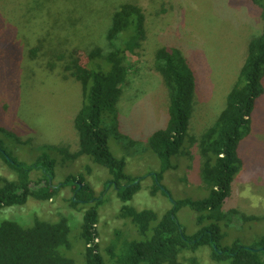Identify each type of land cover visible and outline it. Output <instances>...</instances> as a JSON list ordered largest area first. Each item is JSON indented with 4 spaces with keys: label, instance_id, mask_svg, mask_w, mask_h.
Wrapping results in <instances>:
<instances>
[{
    "label": "rangeland",
    "instance_id": "374dc122",
    "mask_svg": "<svg viewBox=\"0 0 264 264\" xmlns=\"http://www.w3.org/2000/svg\"><path fill=\"white\" fill-rule=\"evenodd\" d=\"M36 1L41 9H29L30 0H0V127L11 133L0 132V140L8 154L28 163L48 155L53 162L54 184L68 175H82L96 196L105 189V182L111 178L106 167L86 155L64 161L59 153L43 147H66L70 152L78 149L73 121L82 103L80 83L64 78L60 64L52 71L45 64L49 50H57L58 45L74 49L80 64L86 63L93 46L110 49L105 28L111 13L120 3L130 1L143 9L146 38L135 50L136 55L128 59L129 73L117 103L118 120L110 122L101 117V124L108 126L105 136L110 154L122 159L124 174L140 183L125 204L138 210L152 209L161 216L174 202L206 197L209 188L202 177L204 157L197 142L186 145L188 154L170 157L174 167L164 170L159 182L157 176L153 178L161 165L148 141L154 131L166 125L169 104L168 90L155 69V51L161 46L178 47L194 70L196 87L188 132L199 137L225 106L226 95L247 55L248 42L260 32L259 8L251 0ZM40 39L42 47L32 60L29 49ZM251 120V131L238 149L243 165L233 179L230 195L218 208L223 215L218 220L216 216L205 218L199 224L194 209L179 205L175 215L185 238L200 226L212 228L220 249L234 243L252 247L264 237V95L257 100ZM0 175L15 177L1 161ZM30 177L35 180L40 173L33 171ZM154 179L167 195L152 193ZM74 189L68 185L49 200L29 198L24 205L5 207L0 210V220L8 218L27 225L34 217L50 221L66 217L71 247L63 252L82 263L84 207L67 201ZM103 197L97 223L99 252L105 264H122L119 260L126 240L137 233L129 219L119 217L123 202L114 189L109 188ZM117 230L121 231L116 237ZM110 246L113 251H106ZM179 261L228 264L212 259L208 245L183 251Z\"/></svg>",
    "mask_w": 264,
    "mask_h": 264
},
{
    "label": "trees",
    "instance_id": "16d2710c",
    "mask_svg": "<svg viewBox=\"0 0 264 264\" xmlns=\"http://www.w3.org/2000/svg\"><path fill=\"white\" fill-rule=\"evenodd\" d=\"M251 1L260 11V32L248 42L247 55L226 95L225 106L199 137L188 132L196 87L194 70L178 47L161 46L155 51V69L161 74L168 90L169 104L166 125L154 131L148 141L161 165L160 172L153 178L157 176L159 182L163 171L174 167L170 157L188 154L186 145L197 142L204 157L203 181L209 188L206 197L174 202L161 216L152 209L138 210L125 204L139 190L140 183L124 174L125 163L122 159L110 154L105 136L108 126L101 124L102 116L110 122L118 120L117 103L129 73L128 59L136 55L135 50L146 38L143 9L134 2L120 3L111 13L105 28L110 49L105 51L100 46H93L87 52L85 64L77 62L74 49L58 45L57 50H49L45 66L52 71L60 64L65 70L64 78L72 77L78 81L82 103L73 121L78 149L70 152L66 147L46 144L43 147L47 151L59 153L64 161L86 155L93 163L106 167L111 178L105 182V189L98 196L89 183H84L82 175H68L54 184L52 158L47 155L43 160L37 157L30 163L25 162L9 155L0 140V161L15 174L13 179L0 175V210L24 205L29 198L49 200L68 185H74L75 188L67 199L69 204L84 207L80 232L84 245L82 263H76L63 252L71 246L70 226L66 217L62 216L56 221L34 217L27 225L13 219H1L0 264H105L99 252L97 223L103 195L111 187L123 202L119 217L129 219L137 233L126 240V250L119 260L122 264H181L179 254L186 250L194 251L199 245L210 246L212 259L218 262L264 264V237L252 247L234 243L231 247H217L215 250L213 244L216 245V241L211 227L200 226L194 234L185 238L175 215L179 205H188L198 213L199 224L203 219L213 216L218 220L223 215L218 208L230 195L233 179L243 165L239 145L249 135L251 115L257 100L264 95V0ZM27 6L32 10L41 9V4L36 0H30ZM41 47L42 39L29 49L30 59L37 58ZM0 132L11 135L2 127ZM33 171L39 172L40 177L33 180L30 177ZM157 182L154 179L152 193L160 191L167 195ZM229 213L233 214L234 210ZM120 231L115 232L116 237ZM105 250L111 252L113 247Z\"/></svg>",
    "mask_w": 264,
    "mask_h": 264
},
{
    "label": "water",
    "instance_id": "95a60500",
    "mask_svg": "<svg viewBox=\"0 0 264 264\" xmlns=\"http://www.w3.org/2000/svg\"><path fill=\"white\" fill-rule=\"evenodd\" d=\"M213 248L215 249V250H217V246L215 245V244H213ZM219 253H221V251H218Z\"/></svg>",
    "mask_w": 264,
    "mask_h": 264
}]
</instances>
